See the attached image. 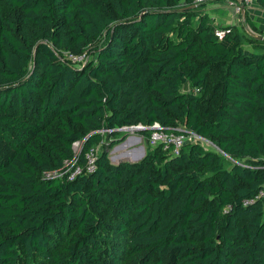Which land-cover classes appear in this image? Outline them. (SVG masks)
Instances as JSON below:
<instances>
[{"label":"trees","instance_id":"obj_1","mask_svg":"<svg viewBox=\"0 0 264 264\" xmlns=\"http://www.w3.org/2000/svg\"><path fill=\"white\" fill-rule=\"evenodd\" d=\"M203 6L0 0V264H264V39ZM153 123L210 149L140 131L143 157L109 162L112 130Z\"/></svg>","mask_w":264,"mask_h":264},{"label":"built area","instance_id":"obj_2","mask_svg":"<svg viewBox=\"0 0 264 264\" xmlns=\"http://www.w3.org/2000/svg\"><path fill=\"white\" fill-rule=\"evenodd\" d=\"M224 1V2H223ZM198 3H224L225 8L230 9L234 14H243L245 6L250 7L255 3V0H197ZM215 35L220 38L225 34L224 30L215 29ZM66 61L70 64L78 65L84 64L87 61L86 55H65ZM122 134H129L137 136L140 131H147V136L145 138V142L150 147L159 146L162 151L168 153L170 156H175L178 154L181 146L185 142H200L202 141L199 137L191 134V133H175L171 131L163 130L159 124L153 123L150 126H142L140 124L132 125V126H122L115 130H112ZM110 132V131H109ZM142 137V136H141ZM143 138V137H142ZM100 145L98 144L94 147L89 148L84 154V165L83 167L78 166L75 161L76 158L64 164V167L69 166L67 169H63V174H68L69 177H73L76 175H80L81 173H89L94 169L95 158L97 156V151L100 149Z\"/></svg>","mask_w":264,"mask_h":264},{"label":"rangeland","instance_id":"obj_3","mask_svg":"<svg viewBox=\"0 0 264 264\" xmlns=\"http://www.w3.org/2000/svg\"><path fill=\"white\" fill-rule=\"evenodd\" d=\"M226 1V0H225ZM224 2V1H223ZM221 4H224V3ZM203 6V12H205L208 17L212 20L215 26L224 27L226 23H230L229 26H234L237 30L238 34L241 36L242 39V46L243 49L247 52H250V48L246 45V40L255 38H264V12L260 10V8L255 7V11L252 13L251 17L248 15L246 11L243 12L242 15L234 14V13H228L223 5L214 4V3H202ZM211 6V7H209ZM245 6L243 9L245 10ZM228 26V25H227ZM134 135L129 134H120V135H114L110 134L107 138H104V146L102 148H106L107 150V156L110 163H117L119 160L122 161H133L131 160L133 155V149L131 147H126L128 144L127 139ZM109 138V139H108ZM109 142H112L113 145L109 148ZM102 144V145H103ZM200 144L205 147L209 148L210 146L204 142L200 141ZM116 146V147H115ZM123 146V147H122ZM115 147V148H113ZM80 149V144L75 143L73 145V152L75 156L78 154ZM210 149V148H209ZM139 150V149H137ZM100 149L97 151V155L99 154ZM137 156V152L135 153ZM135 156V157H136ZM69 166L64 167V170L67 169Z\"/></svg>","mask_w":264,"mask_h":264},{"label":"crops","instance_id":"obj_4","mask_svg":"<svg viewBox=\"0 0 264 264\" xmlns=\"http://www.w3.org/2000/svg\"><path fill=\"white\" fill-rule=\"evenodd\" d=\"M220 5H223L224 6V4H221V3H219ZM209 7H211V6H209ZM255 7L257 8L258 6H257V4L256 3H254V4H252L250 7H247V8H245V10L244 11H246L247 13H248V15H250L249 17H251V15H252V13L255 11L254 9H255ZM259 8V7H258ZM224 9L228 12V13H232L231 12V10L230 9H227V8H225L224 7ZM240 15H242V14H240ZM214 24V23H213ZM229 24L230 23H226L225 24V26H229ZM127 146L126 147H131V148H134L133 149V155H131V157L133 158V161H138V160H140V158H141V154L143 153L144 154V145H145V142H144V140H143V138L140 136V135H137V136H131L130 138H128L127 139ZM116 147V146H115ZM115 147H113V148H115ZM123 147V146H122ZM137 149H139V150H137ZM137 152V156H136V153ZM136 156V157H135ZM132 160V159H131ZM120 161H122V160H119L118 162H120ZM117 162V163H118ZM112 164H116V163H112Z\"/></svg>","mask_w":264,"mask_h":264},{"label":"water","instance_id":"obj_5","mask_svg":"<svg viewBox=\"0 0 264 264\" xmlns=\"http://www.w3.org/2000/svg\"><path fill=\"white\" fill-rule=\"evenodd\" d=\"M259 39H264V38H259ZM178 133H180V132H178ZM143 155H144V154L142 153V154H141V158L143 157ZM141 158H140V159H141ZM126 162H127V161H126ZM135 162H137V161H130L129 163H135Z\"/></svg>","mask_w":264,"mask_h":264},{"label":"bare ground","instance_id":"obj_6","mask_svg":"<svg viewBox=\"0 0 264 264\" xmlns=\"http://www.w3.org/2000/svg\"><path fill=\"white\" fill-rule=\"evenodd\" d=\"M132 160H133V158H132Z\"/></svg>","mask_w":264,"mask_h":264}]
</instances>
